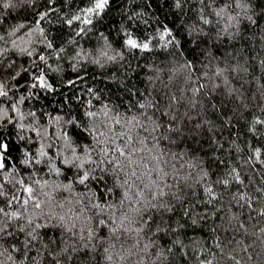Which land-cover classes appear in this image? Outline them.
<instances>
[{
    "label": "snow or ice",
    "instance_id": "snow-or-ice-1",
    "mask_svg": "<svg viewBox=\"0 0 264 264\" xmlns=\"http://www.w3.org/2000/svg\"><path fill=\"white\" fill-rule=\"evenodd\" d=\"M55 5L0 0V264H264V0Z\"/></svg>",
    "mask_w": 264,
    "mask_h": 264
},
{
    "label": "trees",
    "instance_id": "trees-1",
    "mask_svg": "<svg viewBox=\"0 0 264 264\" xmlns=\"http://www.w3.org/2000/svg\"><path fill=\"white\" fill-rule=\"evenodd\" d=\"M89 2V0H72V7L73 9L77 8V7H83V6H86V4ZM136 3H139L140 0H135ZM64 3H65V0H56V7L60 8L62 11L64 12H67L69 9L65 8L64 7ZM153 7H155L153 5ZM24 15L23 13H16V12H12L10 14V19H18L20 16ZM50 15L53 17V18H56V16L59 15V13H50ZM145 19H148V17H145ZM162 19V17H161ZM27 20L28 21H31V16L28 15L27 16ZM121 20V17L116 15V12L115 10L108 16H105L104 17V24L103 26H100V25H97V28L100 30V31H104L105 34L107 35L109 32L112 33L113 36H115V33H116V26H118L119 22ZM155 26V21L149 19V29L148 30H151V27ZM141 27H143V25H141ZM112 37L110 36V39ZM95 37L93 36L92 37V43H95ZM88 45L85 44V47H87ZM160 58H163L162 56ZM151 60V57L149 55H144L143 57V60L141 61L142 63H147ZM201 70H205V69H201ZM209 72L211 71H214V69H207ZM66 73L69 77H71V70L70 69H66ZM255 75L257 76H260L261 73L259 71V68H257L256 72H255ZM94 78L90 81L87 79V77L85 78L84 82L80 83L78 82L77 84V88L76 89H73L71 87H68L67 89L64 90V94L65 95H68V94H71L73 92H77L78 89H83L86 85L89 86V87H94L97 83V78H100L102 76V70H98L97 72H95L93 74ZM262 80H264V78H262ZM233 83H236L235 80H233ZM100 87H103V83L100 84ZM246 89L248 90L247 94L249 96H251L253 93L256 92V85H255V81L252 82V84L250 85H247L246 86ZM81 95H83V93H79ZM56 101L59 102L62 100V96L60 94H58L56 96ZM58 106V103L57 105ZM241 140H243V137H241ZM183 147V146H181ZM259 167V166H258ZM257 179H258V175H257ZM200 235H203V236H207L208 234L205 232V233H200ZM221 235H223V232H221Z\"/></svg>",
    "mask_w": 264,
    "mask_h": 264
}]
</instances>
